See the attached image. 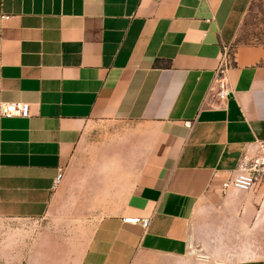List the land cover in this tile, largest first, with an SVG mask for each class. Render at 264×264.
Masks as SVG:
<instances>
[{
    "label": "crops",
    "instance_id": "crops-1",
    "mask_svg": "<svg viewBox=\"0 0 264 264\" xmlns=\"http://www.w3.org/2000/svg\"><path fill=\"white\" fill-rule=\"evenodd\" d=\"M253 1L0 0V264H264V184L220 192L264 143Z\"/></svg>",
    "mask_w": 264,
    "mask_h": 264
},
{
    "label": "built area",
    "instance_id": "built-area-1",
    "mask_svg": "<svg viewBox=\"0 0 264 264\" xmlns=\"http://www.w3.org/2000/svg\"><path fill=\"white\" fill-rule=\"evenodd\" d=\"M225 57L222 58L218 67V73L223 72L225 67ZM215 97L219 101H224L230 95V90L226 80L219 74L214 85ZM0 117L3 118H28L29 105L25 103H1ZM188 124V123H187ZM61 175L59 174L54 180V187L59 184ZM264 184V143L258 144L257 153L253 156L242 155L238 164L233 171L231 177L221 184L220 192L225 195L230 190L248 192L257 185ZM126 224L141 225L146 227L148 220H140L138 218H128L123 220ZM198 258H203L199 256Z\"/></svg>",
    "mask_w": 264,
    "mask_h": 264
},
{
    "label": "rangeland",
    "instance_id": "rangeland-1",
    "mask_svg": "<svg viewBox=\"0 0 264 264\" xmlns=\"http://www.w3.org/2000/svg\"><path fill=\"white\" fill-rule=\"evenodd\" d=\"M237 43L264 46V0H254L249 6Z\"/></svg>",
    "mask_w": 264,
    "mask_h": 264
}]
</instances>
